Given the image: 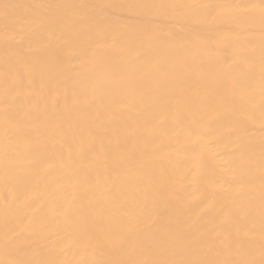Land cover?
Wrapping results in <instances>:
<instances>
[{
	"label": "bare ground",
	"instance_id": "bare-ground-1",
	"mask_svg": "<svg viewBox=\"0 0 264 264\" xmlns=\"http://www.w3.org/2000/svg\"><path fill=\"white\" fill-rule=\"evenodd\" d=\"M0 264H264V0H0Z\"/></svg>",
	"mask_w": 264,
	"mask_h": 264
}]
</instances>
